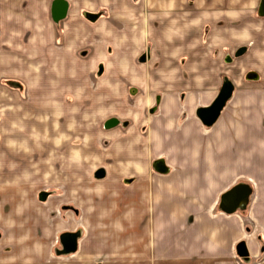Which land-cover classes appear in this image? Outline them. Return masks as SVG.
Instances as JSON below:
<instances>
[{"label": "crops", "instance_id": "0c3cea01", "mask_svg": "<svg viewBox=\"0 0 264 264\" xmlns=\"http://www.w3.org/2000/svg\"><path fill=\"white\" fill-rule=\"evenodd\" d=\"M65 1L56 22V0H0V264H60L49 232L80 211L106 252L73 264H264L262 0ZM244 176L247 208L224 212Z\"/></svg>", "mask_w": 264, "mask_h": 264}, {"label": "water", "instance_id": "95a60500", "mask_svg": "<svg viewBox=\"0 0 264 264\" xmlns=\"http://www.w3.org/2000/svg\"><path fill=\"white\" fill-rule=\"evenodd\" d=\"M68 3L65 0H56L54 4V19L56 22L64 19L67 15ZM261 15L264 16V0H262L261 5ZM243 50L237 53L241 55ZM147 55H143L140 59L141 61H146ZM258 75L253 72L248 75V79H257ZM235 91V85L232 80L228 77L225 78L223 86L213 101V103L207 107H200L197 111L198 117L206 126H213L220 118L223 110L227 106L228 102L233 97ZM119 119L111 118L105 123L107 129L113 128L119 124ZM154 166L161 172L166 173L168 167L163 159H159L154 163ZM98 178L105 176L104 170L98 171ZM253 193V188L247 183H239L232 187L230 190L225 192L221 200V209L226 213H235L238 210L246 209L251 195ZM81 236V232H65L61 235L62 249L60 254H70L76 252L78 249V242ZM238 253L241 257H247L248 251L245 243H242L238 248Z\"/></svg>", "mask_w": 264, "mask_h": 264}, {"label": "rangeland", "instance_id": "374dc122", "mask_svg": "<svg viewBox=\"0 0 264 264\" xmlns=\"http://www.w3.org/2000/svg\"><path fill=\"white\" fill-rule=\"evenodd\" d=\"M152 46V41L148 40V45L147 47H151ZM253 72H249V74H251ZM32 125H36L38 128H40L41 126V121L39 119H36V120H33L31 122ZM34 150L36 151L35 154H38L40 153V150L38 147H36V145L33 146ZM33 150V151H34ZM263 149L262 148H257V152H256V155L260 156V155H263ZM39 155V154H38ZM252 180H250L249 178L245 177L244 176V179H242V181L240 183H247L251 186L252 184ZM239 184V183H238ZM252 187V186H251ZM253 188V187H252ZM70 208V207H68ZM71 209V208H70ZM64 210V209H62ZM64 213H70L72 214L71 212L67 211V210H64L63 211ZM81 213L79 215H75L73 217H75V221L73 220H67L66 222V225L61 227L60 229L56 230V232H53L51 230L52 233L49 232L50 236H52V242H53V249L51 251V255H50V259L53 261V263H56L57 261V254L60 255V258H59V261H60V264H62L64 262V264H73V263H76L77 260L79 262V259H78V256H83L82 254H85L86 253V259L88 258V255H89V250H90V247L92 245V243L95 245V248L93 250V252L97 251V252H100V253H103V252H106L104 250H97V246L100 247V244H98V233L96 232V229H94L95 231V235L92 237V229H91V232H90V229L87 228L86 226H84V222L86 223V221H84L86 218H84V213L83 211H80ZM61 215V214H60ZM68 225V226H67ZM66 231H72V232H77V231H80L81 234H82V238L80 240V248H79V251L78 253L76 254H66V255H62L60 254V251L62 249V244L60 242V237L59 235H61L63 232H66ZM4 234V230L3 228H0V235H3ZM116 251H121L120 250V246L116 247L115 248ZM133 249L130 248L128 252H131ZM126 253V252H125ZM124 253V254H125ZM129 254V257H134L133 260L130 259V261H135V256H136V253L134 252V254ZM99 255V253H98ZM118 255H121V254H118ZM91 257L93 258L94 255L91 254ZM96 264H121L123 260H121V258H116V257H113V259H110V258H105V257H99L96 255ZM122 264H127V261H124Z\"/></svg>", "mask_w": 264, "mask_h": 264}, {"label": "flooded vegetation", "instance_id": "af4514ba", "mask_svg": "<svg viewBox=\"0 0 264 264\" xmlns=\"http://www.w3.org/2000/svg\"><path fill=\"white\" fill-rule=\"evenodd\" d=\"M145 54L148 56V54H147V53H145ZM145 54H144V55H145ZM142 57H143V56H142ZM142 57H141V58H142ZM141 58H140V59H141ZM146 59H147V58H146Z\"/></svg>", "mask_w": 264, "mask_h": 264}]
</instances>
